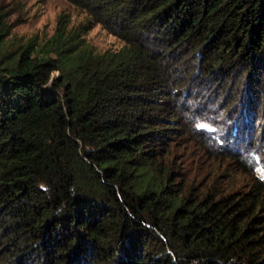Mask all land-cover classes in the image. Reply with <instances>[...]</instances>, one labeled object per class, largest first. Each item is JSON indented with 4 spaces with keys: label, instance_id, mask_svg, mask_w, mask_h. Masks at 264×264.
Returning <instances> with one entry per match:
<instances>
[{
    "label": "trees",
    "instance_id": "obj_1",
    "mask_svg": "<svg viewBox=\"0 0 264 264\" xmlns=\"http://www.w3.org/2000/svg\"><path fill=\"white\" fill-rule=\"evenodd\" d=\"M69 1L85 23L61 14L0 57V264H264L256 150L221 151L249 178L229 188L169 157L200 134L183 102L199 81L264 84V0ZM93 23L121 46L97 51Z\"/></svg>",
    "mask_w": 264,
    "mask_h": 264
},
{
    "label": "rangeland",
    "instance_id": "obj_2",
    "mask_svg": "<svg viewBox=\"0 0 264 264\" xmlns=\"http://www.w3.org/2000/svg\"><path fill=\"white\" fill-rule=\"evenodd\" d=\"M0 13L3 29H7L0 43V57L32 38L41 42L49 37L61 14L65 15L68 27H77L87 19L86 13L69 0H0ZM84 36L97 51L118 48L122 44L118 37L98 23H93ZM56 73L52 71L53 75ZM220 83L211 89L208 80L199 81L192 95L183 99L186 116L195 112L199 117V120L191 121L200 134L177 133L173 139L175 144L169 149V157L178 159V168L185 181L189 184L194 179V183L203 188L238 187L249 181L236 160L221 151L237 154L238 151L255 149L253 172L264 178V108L257 102L252 113L244 110L245 103L249 102L245 94L258 97L264 92V84L238 85L230 79ZM244 88H247L245 93ZM237 90L236 96L232 97ZM232 105L236 106L235 110H240L236 121L232 119L236 113L234 109L231 111Z\"/></svg>",
    "mask_w": 264,
    "mask_h": 264
}]
</instances>
